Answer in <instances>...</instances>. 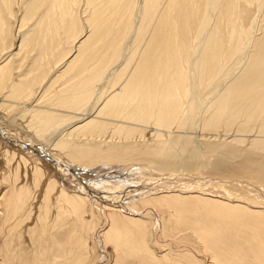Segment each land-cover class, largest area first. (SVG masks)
<instances>
[{
    "label": "bare ground",
    "instance_id": "bare-ground-1",
    "mask_svg": "<svg viewBox=\"0 0 264 264\" xmlns=\"http://www.w3.org/2000/svg\"><path fill=\"white\" fill-rule=\"evenodd\" d=\"M0 134V264H264V0H0Z\"/></svg>",
    "mask_w": 264,
    "mask_h": 264
},
{
    "label": "rangeland",
    "instance_id": "rangeland-1",
    "mask_svg": "<svg viewBox=\"0 0 264 264\" xmlns=\"http://www.w3.org/2000/svg\"><path fill=\"white\" fill-rule=\"evenodd\" d=\"M0 138L1 139H3L2 137H1V134H0ZM9 143H11V142H9ZM14 147H12V148H16V150L17 151H23L24 153H26L27 151L22 147V146H20V145H16V144H13V143H11ZM21 147H22V149H21ZM32 152V151H31ZM32 154H35V153H31V155ZM37 155V154H36ZM49 154H48V152L47 153H45V150L43 151V152H41L40 151V156H39V154L37 155V156H39V157H41V158H43L42 159V161H44V164L43 165H45V166H47L48 167V171H50L51 172V174L52 173H56L55 172V170L57 171H60V169L61 168H56V166H54V165H52V163H50L51 161L48 159V156ZM36 157V156H35ZM51 164V165H50ZM46 167V168H47ZM55 167V168H54ZM70 167V168H69ZM68 167V172L69 173H71V174H69L68 172L67 173H65L64 174V178H61V177H59V176H57L59 179H61L62 180V182L65 184V185H67V186H69L70 184H68V183H70L71 181H69L68 180V178H67V176L68 175H75V176H78L79 177V180L80 181H82V183L84 182V183H86V180H87V182L89 181V182H91V184L93 185V186H96V185H101V187L102 186H106V183H110V182H112V180H114V179H118V178H125L126 177V182H125V184H122V186H126V185H128L129 183H130V185L132 184V182L133 181H135L134 179H135V175L132 173L133 172V167L134 166H127V167H124L123 165H121L120 167H118L117 169H112V168H109L108 170H106V171H102V172H99V171H94V172H91L92 170H89V169H87V168H83L82 169V167H77V166H75V165H71V166H69ZM132 168V169H131ZM51 169V170H50ZM55 169V170H54ZM81 169L84 171V172H87V173H83V171H81ZM131 169V170H130ZM115 170V171H114ZM126 170V171H125ZM120 171V172H119ZM108 173H110V174H108ZM129 173V174H128ZM66 174H67V176H66ZM84 174H91V175H84ZM209 174V173H208ZM109 175V176H108ZM119 175H121V176H119ZM125 177H124V176ZM202 175H207V173H204V174H202ZM114 176H116L115 178H114ZM69 177V176H68ZM81 178H83V179H85V180H83V179H81ZM128 178V179H127ZM71 179V178H70ZM73 183V182H72ZM127 183V184H126ZM71 186V185H70ZM121 186V187H122ZM123 187V188H124ZM40 192V191H39ZM41 192H42V190H41ZM232 199V198H231ZM230 199V200H231Z\"/></svg>",
    "mask_w": 264,
    "mask_h": 264
}]
</instances>
